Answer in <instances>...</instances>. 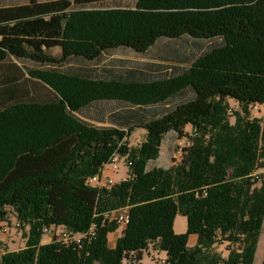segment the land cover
<instances>
[{"label":"trees","instance_id":"16d2710c","mask_svg":"<svg viewBox=\"0 0 264 264\" xmlns=\"http://www.w3.org/2000/svg\"><path fill=\"white\" fill-rule=\"evenodd\" d=\"M107 1L0 7V221L12 208L29 228L23 249L3 250L0 242V264H141L149 249L165 253L168 264H255L264 224V122L250 110L264 105V0L87 8ZM184 36L221 43L162 77L59 68L121 48L145 54L161 39ZM26 61L41 68L19 64ZM23 71L46 98H30ZM185 91L191 99L170 107ZM230 100L241 109L234 122ZM108 101L128 108L99 111L102 126L79 117ZM135 129L146 139L133 149L128 138ZM169 132L189 142L181 160L150 167ZM115 153L131 156L133 179L110 190L89 185ZM124 209L130 223L111 247L109 235L119 227L105 216ZM177 216L187 219L184 234L174 230ZM52 226L84 238L44 244V229ZM219 243L231 245L226 257L215 252Z\"/></svg>","mask_w":264,"mask_h":264},{"label":"rangeland","instance_id":"374dc122","mask_svg":"<svg viewBox=\"0 0 264 264\" xmlns=\"http://www.w3.org/2000/svg\"><path fill=\"white\" fill-rule=\"evenodd\" d=\"M41 2L55 1V0H40ZM73 1V0H69ZM28 0H0V7L8 6H19L26 4ZM138 0H110L104 3L88 6L90 9H133L136 7ZM221 41L219 39L215 40H196L188 36L176 40L161 39L154 47H152L145 54H138L129 49H117L104 53V55L95 62L89 63L82 60H70L64 66L59 67L63 71H76L83 68H92L94 70H104L112 69L115 73L127 75L130 71H142L151 74L152 77L165 76L169 74L180 73L184 69L190 67L192 63L201 55L210 51L214 47L220 45ZM50 53L56 57H60L61 53L58 49H53ZM22 67L26 69H38V66L31 62H20ZM43 69V68H42ZM2 71H0V74ZM22 84H25L27 88L31 91L30 98L39 100L47 97L44 90L37 87L29 75L23 71L20 77ZM1 86V84H0ZM192 94L185 91L179 94L177 97L173 98L169 105L170 107L176 106L180 103L187 102L191 99ZM230 119L234 122V113L239 112L240 106L233 100H230ZM2 105L0 104V108ZM128 108L116 101L99 102L93 104L91 107L82 111L79 114L83 120L87 122H93L102 126V123L96 122L99 111H120ZM251 117L261 119L264 122V108L254 109L251 108ZM107 125V124H104ZM186 131L191 132V127H187ZM146 139V131L143 129H135L134 132L128 138V143L130 148H138ZM178 139L174 132H169L164 139L162 144V153L157 161L152 162L150 167L157 168H167L174 161L178 163L182 156L179 155L180 146L178 145ZM182 149L189 145L188 140L182 141ZM170 148V152L168 150ZM123 173V172H122ZM122 173L115 179L119 181L122 177ZM7 215L4 220L0 221V242L3 243V250L7 251H18L25 247L26 234L29 230L28 227L23 226L17 218V214L12 208H7ZM122 230H118L117 233H112L109 236L110 245L112 246L117 238L121 235ZM52 240V235H44L43 243H47ZM231 250V245L229 243H219L215 247V252L226 257ZM159 253L155 252L153 249H149L144 256L141 264H158ZM264 257V224L261 232V236L258 243V249L256 253L255 264H262Z\"/></svg>","mask_w":264,"mask_h":264},{"label":"built area","instance_id":"2783aa9c","mask_svg":"<svg viewBox=\"0 0 264 264\" xmlns=\"http://www.w3.org/2000/svg\"><path fill=\"white\" fill-rule=\"evenodd\" d=\"M254 109L264 108V105H255L252 106ZM180 146L179 155L182 152V142H178ZM133 165L134 161L131 156L121 155L119 153H115L112 155L110 161L104 165L100 172L88 179V184L93 187L105 188L110 190L116 183L115 176L120 175L122 172V177L119 182H128L133 179ZM113 173V176L108 173ZM115 175V176H114ZM105 219L109 222H114L118 225L119 230H124L130 223V214L128 209L119 210L115 212H111L106 214ZM44 235H52V237H58L59 240L64 241L65 243H76L80 244L84 235L81 234H72L68 229L63 227H50L44 229ZM91 236H94V227L91 230ZM159 253V252H157ZM158 264H168L167 256L165 253H159L158 255Z\"/></svg>","mask_w":264,"mask_h":264},{"label":"crops","instance_id":"0c3cea01","mask_svg":"<svg viewBox=\"0 0 264 264\" xmlns=\"http://www.w3.org/2000/svg\"><path fill=\"white\" fill-rule=\"evenodd\" d=\"M257 118V117H256ZM169 152H170V148H168ZM161 153H162V150H161ZM160 153V155H161ZM172 165V164H171ZM170 165V166H171ZM168 166V167H170ZM167 167V168H168ZM109 175L113 176V173L109 172L108 173ZM115 176V175H114ZM119 176V175H116L115 178ZM120 181V180H119ZM119 181H116V182H119ZM119 230V229H118ZM174 230L176 232V234H184L186 231H187V219L183 216H177L176 220H175V224H174ZM117 233V232H116ZM110 236V235H109ZM120 237V236H119ZM118 237V238H119ZM117 238V239H118ZM117 241V240H116ZM115 241V242H116ZM50 242V241H49ZM47 242V243H49ZM110 242V240H109ZM47 243H44V244H47ZM189 243H190V246H194L196 243H197V237L195 235L191 236L190 237V240H189ZM111 246V245H110ZM115 246V243L111 246V247H114Z\"/></svg>","mask_w":264,"mask_h":264}]
</instances>
